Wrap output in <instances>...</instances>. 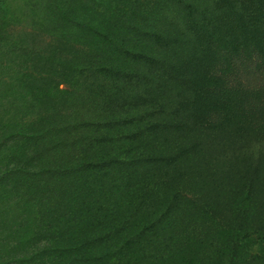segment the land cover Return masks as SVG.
I'll use <instances>...</instances> for the list:
<instances>
[{"label":"trees","instance_id":"16d2710c","mask_svg":"<svg viewBox=\"0 0 264 264\" xmlns=\"http://www.w3.org/2000/svg\"><path fill=\"white\" fill-rule=\"evenodd\" d=\"M1 4L0 264H264V0Z\"/></svg>","mask_w":264,"mask_h":264},{"label":"rangeland","instance_id":"374dc122","mask_svg":"<svg viewBox=\"0 0 264 264\" xmlns=\"http://www.w3.org/2000/svg\"><path fill=\"white\" fill-rule=\"evenodd\" d=\"M39 0H0L2 2V6L5 8H2L4 11L7 12L8 16L12 18V22L9 23L6 27L7 29L11 28H18V30L21 29V31H25L26 27L31 28L34 25V16L38 14V8L37 3ZM39 33L41 31L46 30L44 26L38 25ZM30 32V30L28 31ZM23 33V32H22ZM26 36V33H24L21 37L24 38ZM37 36V34H36ZM2 75L1 78L7 77L8 73L5 71H1ZM32 99V97L30 98ZM29 100V99H28ZM28 106H31V101L27 103ZM36 105V104H35ZM39 107H29L25 108V111H23L21 114H25L26 117H34L37 119V114L40 112L49 111L50 107H52V103L48 100L47 102L38 105ZM4 110L2 106H0V111ZM34 114V116H33ZM45 118L48 117V115H44ZM1 117V115H0ZM31 117V118H32ZM45 122V121H44Z\"/></svg>","mask_w":264,"mask_h":264}]
</instances>
